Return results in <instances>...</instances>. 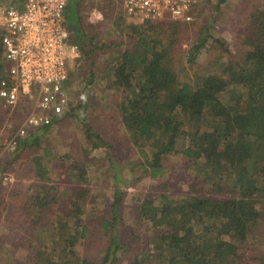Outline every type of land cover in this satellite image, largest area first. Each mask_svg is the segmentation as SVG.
<instances>
[{"label": "trees", "instance_id": "trees-1", "mask_svg": "<svg viewBox=\"0 0 264 264\" xmlns=\"http://www.w3.org/2000/svg\"><path fill=\"white\" fill-rule=\"evenodd\" d=\"M255 8L248 16L250 48L244 58L224 65L231 82L244 86L240 93L231 96V83L218 73L201 74L196 83L180 78L175 55L184 41L181 31L196 20L129 24L135 45L117 52L107 67L109 82L123 89L118 105L132 142L145 156V170L152 177H163L164 158L181 149L197 171L187 195L176 198L163 192L157 203L151 196L143 200L135 220L151 232L139 231L148 242L136 244L130 264H246L249 234L264 219V201L257 200L264 198V7ZM80 30L71 31L72 37L81 54L90 58L94 49L85 47ZM2 35L0 26V76L5 71ZM206 40V35L198 36L189 60H194ZM40 130L31 129L16 147L36 142ZM187 136L189 142L179 148V140ZM33 159L37 172L46 177L50 170L43 157ZM72 167L80 180L86 179L79 163ZM33 185L26 190L27 198L20 200L26 219H41L45 231L51 220L58 224L50 238L30 232L28 236L34 238L31 264H117L125 244L117 235L109 239L99 262L82 260L78 252L76 245L87 232L82 214L88 186H79L69 200L70 208L52 216L48 208L58 198L56 184ZM122 195L113 202V220H105L107 232L115 218L122 217ZM260 261L264 264V254Z\"/></svg>", "mask_w": 264, "mask_h": 264}, {"label": "rangeland", "instance_id": "rangeland-1", "mask_svg": "<svg viewBox=\"0 0 264 264\" xmlns=\"http://www.w3.org/2000/svg\"><path fill=\"white\" fill-rule=\"evenodd\" d=\"M256 5L263 8L264 0H205L195 24L188 23L187 31H181L184 41L175 55L180 78L196 83L201 74L218 73L231 83V96L242 92L244 86L231 82L224 65L244 58L250 48L248 16ZM6 6L0 3V23ZM95 7L103 14L99 18L93 17ZM67 21L72 31L81 28L79 35L85 40V47L94 49L92 57L82 53L74 62L68 82V112L48 127H41L36 142L9 149L4 146V140L16 130L25 111L21 106L5 105L0 99V264H31L28 261L34 239L28 236L31 231L43 237L53 236L57 220H51L52 225L45 231L40 227L44 221L26 219L24 215L26 209L20 200L27 198L26 190L36 182H51L58 188V198L48 208L52 216L70 208L69 200L79 186H88L82 214L87 232L76 245L81 259L99 262L109 239L117 235L125 242L119 249L117 264H130L136 244L148 242L139 237V231L151 232L135 220L143 200L151 196L157 203L163 192L181 198L192 192V178L197 174L193 161L181 149L171 151L164 158L163 177H152L145 170V156L132 142L118 105L123 89L115 87L107 77V67L116 53L136 43L129 24L147 26L150 22L128 17L118 0H70ZM201 34L207 36L206 43L194 60H189L194 41ZM188 142L189 136L181 138L179 148ZM37 155L49 167L46 177L36 170L33 157ZM76 162L85 171V180L75 175L72 165ZM118 194H123L122 217H116L107 232L105 220H113L112 205ZM257 200L263 202L264 198ZM248 238L244 262L262 264L264 219Z\"/></svg>", "mask_w": 264, "mask_h": 264}, {"label": "built area", "instance_id": "built-area-1", "mask_svg": "<svg viewBox=\"0 0 264 264\" xmlns=\"http://www.w3.org/2000/svg\"><path fill=\"white\" fill-rule=\"evenodd\" d=\"M205 0H118L123 13L137 22L197 20ZM70 0H25L4 9L5 71L0 76V99L25 111L16 130L4 140L14 149L31 129L49 126L70 107L68 82L81 55L67 21ZM93 17L103 14L94 8Z\"/></svg>", "mask_w": 264, "mask_h": 264}, {"label": "crops", "instance_id": "crops-1", "mask_svg": "<svg viewBox=\"0 0 264 264\" xmlns=\"http://www.w3.org/2000/svg\"><path fill=\"white\" fill-rule=\"evenodd\" d=\"M5 3V5H7V6H9L10 4H15V5H18V6H21L24 2H25V0H0V3L2 4V3ZM6 6V7H7ZM5 7V8H6Z\"/></svg>", "mask_w": 264, "mask_h": 264}]
</instances>
